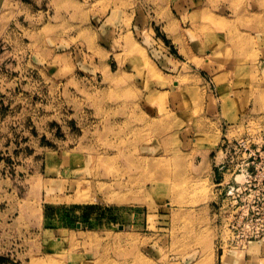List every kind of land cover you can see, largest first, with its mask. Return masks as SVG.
<instances>
[{
    "label": "rangeland",
    "instance_id": "obj_1",
    "mask_svg": "<svg viewBox=\"0 0 264 264\" xmlns=\"http://www.w3.org/2000/svg\"><path fill=\"white\" fill-rule=\"evenodd\" d=\"M52 4L56 30L43 28L56 57L47 41L15 106L0 96L14 118L12 137L0 135V264H264V239L229 241L230 174L216 168L222 133L264 146V0ZM233 42L251 47L255 68L220 87L218 72L238 61ZM182 96L216 100L222 131L196 139L210 144L205 159L172 128Z\"/></svg>",
    "mask_w": 264,
    "mask_h": 264
},
{
    "label": "crops",
    "instance_id": "obj_2",
    "mask_svg": "<svg viewBox=\"0 0 264 264\" xmlns=\"http://www.w3.org/2000/svg\"><path fill=\"white\" fill-rule=\"evenodd\" d=\"M42 1L43 0H4L0 12V96L1 94L7 95L8 98L5 101V105H10L12 108L15 106V103L10 101L9 96L17 90L24 91V84L25 80L28 79L27 75H29L31 61H36L38 66H40L41 60L44 61L47 59V41L53 46H50V50L54 55H50V57H56L57 55V41L55 36L52 38L44 34V30L47 28H55L56 30L57 24L53 14L51 15L52 12H55V6L52 4V0H47L49 1V3L45 5L47 10L41 9L40 4ZM43 26L47 28L45 29ZM247 39V43H252L249 35H247ZM222 49L226 50V48ZM231 49L233 57L238 61H236V65L231 68L232 70H221L218 72L217 75H220V77H218L220 80V87L224 86L226 82L229 83L232 81L228 76L232 71V73L236 75L240 69L253 71L255 68L254 57L252 58L251 55L252 49L249 45L246 47L247 50L242 52L233 42ZM239 58L245 59L244 63H240ZM258 58L259 61L257 65H260L264 62V47L260 49ZM15 82H17V84ZM21 94L24 95V92ZM193 101V103L189 100L187 101V98L184 96H182V98L178 97L179 105L174 107L173 113L175 116L173 117L176 118V116H179L180 118H177V120L173 118L172 128L178 138V134L183 131L185 140L182 143L188 148V153L194 151L196 155H202L205 159L210 151V144H199L196 142V139L198 135L214 136L215 130L222 131L223 120L222 117L216 113V104H214L216 100L214 96L208 99V102H206L207 106H205V104L203 105L202 99H198V97L197 100ZM0 106H2L1 99ZM21 106H25L24 98H22ZM13 119L14 118L10 117L9 114L5 116L0 114V135L1 137H5V140L13 135L10 134L9 136L8 129V125L9 123H13ZM174 123L176 124L174 125ZM225 136L222 133L220 141L222 137ZM63 153L62 155L60 154L62 157V168H64L63 166L70 168L74 160L79 156V153H75V151L71 154L67 152Z\"/></svg>",
    "mask_w": 264,
    "mask_h": 264
},
{
    "label": "built area",
    "instance_id": "obj_3",
    "mask_svg": "<svg viewBox=\"0 0 264 264\" xmlns=\"http://www.w3.org/2000/svg\"><path fill=\"white\" fill-rule=\"evenodd\" d=\"M258 138L252 133L225 136L218 147L216 168L224 176L230 174L220 192L225 196L221 206L228 210L224 224L233 235L229 241L238 247L264 239V146ZM223 184L219 181L217 186Z\"/></svg>",
    "mask_w": 264,
    "mask_h": 264
},
{
    "label": "water",
    "instance_id": "obj_4",
    "mask_svg": "<svg viewBox=\"0 0 264 264\" xmlns=\"http://www.w3.org/2000/svg\"><path fill=\"white\" fill-rule=\"evenodd\" d=\"M3 3H4V0H0V11H1V9H2V5H3Z\"/></svg>",
    "mask_w": 264,
    "mask_h": 264
},
{
    "label": "bare ground",
    "instance_id": "obj_5",
    "mask_svg": "<svg viewBox=\"0 0 264 264\" xmlns=\"http://www.w3.org/2000/svg\"><path fill=\"white\" fill-rule=\"evenodd\" d=\"M256 246H255V244H250V249L252 250V249H254ZM253 251V250H252Z\"/></svg>",
    "mask_w": 264,
    "mask_h": 264
}]
</instances>
